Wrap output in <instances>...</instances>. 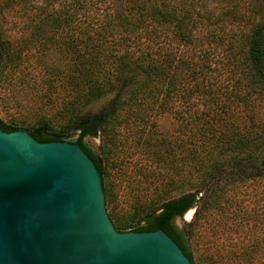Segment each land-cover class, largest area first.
<instances>
[{
  "label": "trees",
  "instance_id": "obj_1",
  "mask_svg": "<svg viewBox=\"0 0 264 264\" xmlns=\"http://www.w3.org/2000/svg\"><path fill=\"white\" fill-rule=\"evenodd\" d=\"M227 2L217 18H207L196 0H0V72L6 64L18 69L24 58L20 50L8 49L3 29L6 14L16 11L19 23L26 25L41 50L37 59L54 57L57 61L43 62L42 70L48 75L45 84L49 89L61 88L69 105L55 117L62 120L60 125L48 117L24 129L40 142L79 144L100 175L105 208L115 230H162L192 264L189 244L199 220L209 209L227 204L228 190L248 181L264 182V123L255 122L254 108L258 100H264V6H260L264 0H259L256 12L246 0ZM239 23L245 26L243 38L228 42L217 36L214 41V29ZM198 38L204 43L202 63L195 69L190 52L181 51L180 46L190 48ZM216 50L223 57L219 74L212 68ZM182 81L186 87H177ZM110 83L115 89L112 98L96 115L84 118L85 105L99 98ZM172 98L185 104L178 116L192 128L187 153L177 155L175 147L144 141L155 163L149 172L163 187L137 221L124 223L116 217L104 183L116 150L113 122L123 111L132 125H142L144 108L152 110L157 103V110L163 111ZM133 107L140 110L139 116ZM238 112L245 115L247 125L236 123ZM0 129L10 133L21 127L0 120ZM72 132L77 134L74 139H70ZM99 132L104 139L98 153L84 140L98 137ZM201 174V182H194ZM176 190L182 194L165 198ZM193 208L195 220L179 229L174 219ZM262 222L260 217L256 227ZM227 223L234 230L239 221L233 218ZM207 256L214 261L215 254Z\"/></svg>",
  "mask_w": 264,
  "mask_h": 264
},
{
  "label": "rangeland",
  "instance_id": "obj_2",
  "mask_svg": "<svg viewBox=\"0 0 264 264\" xmlns=\"http://www.w3.org/2000/svg\"><path fill=\"white\" fill-rule=\"evenodd\" d=\"M196 1L199 6L202 5L201 10L207 18H217V15L221 14L222 5L228 3V0H205L204 3L203 0ZM246 2L252 3L250 9L255 12L259 9V0H246ZM260 6L263 7L264 2ZM19 21L17 12L9 11L6 14V24L3 25L5 40L9 42L8 49L20 50L24 58L18 69L11 70L10 64H6L0 72V120L4 123L15 122L21 130L28 133V130L24 128L29 127L30 130L31 126L43 118L51 117L55 125H60L62 120L55 117L58 112L61 115L69 105L62 98L61 88L49 89L45 84L48 75L42 70L43 62L57 63V61L54 57L37 59L41 50L34 44V38H30L31 33L26 25L22 26ZM244 31L243 23L217 28L213 31L215 32L214 41H217V36H222L223 40L228 42H231V39H241L245 36ZM203 43V39L198 38L190 48L180 46L181 51L190 52L195 69L202 63L200 52L203 51ZM212 46L214 44H211ZM216 51L217 59L212 64V68H215L217 70L215 73L219 74L223 57H219L221 51ZM208 74L211 75L210 72ZM192 84L193 80L190 81V86ZM176 86L185 88L186 84L182 81L177 82ZM114 93L113 83H110V86L104 87L99 98L85 105L82 116L85 118L96 115ZM254 108L257 118L255 122L264 123V100H258ZM164 109L157 110V103L152 110L144 108L146 121H143L142 125L140 123L132 125L128 120V114L123 111L119 119L113 122L115 125L112 132L116 150L111 153L113 164L111 168H108L104 183L108 189L107 195L111 199L114 213L124 223L137 221L146 212L148 203L155 199L157 192L162 191L163 187L157 182V176L149 172L154 170L155 163L151 160L152 150L146 148L150 145L144 144V141H155L159 147L160 144H166V148L175 147L173 153L177 155L187 153L188 136L192 128L188 124L181 123L178 116V113L185 109V104L177 98H172ZM133 113L139 116L140 110L133 107ZM235 121L238 125H247L242 112H238V120L235 118ZM70 137L74 139L77 134L72 132ZM103 139L104 135L100 133L98 137H87L84 141L99 153ZM221 159L227 161L226 158ZM185 174L187 177L194 176L191 172L180 173L182 176ZM202 177L201 174L193 181L199 183ZM180 194L182 192L179 190L171 191L165 198L169 199ZM224 198L227 204L222 202L217 207L209 209V213L205 214V217L192 228L189 245L193 251L195 264H264V182L248 181L228 190ZM189 211L192 213L188 219L185 214L181 218H175L174 224L176 226L178 224L182 229L192 223L195 220V208ZM260 217L263 218V222L261 226L256 227L255 224L259 222ZM233 218L235 222L239 221L234 230L228 227L229 223L226 224V220L232 221ZM204 232H207L206 237L203 235ZM208 237L211 240H208ZM208 254H215V262L208 258ZM218 256L223 260H219Z\"/></svg>",
  "mask_w": 264,
  "mask_h": 264
},
{
  "label": "water",
  "instance_id": "obj_3",
  "mask_svg": "<svg viewBox=\"0 0 264 264\" xmlns=\"http://www.w3.org/2000/svg\"><path fill=\"white\" fill-rule=\"evenodd\" d=\"M0 264L192 263L162 230H115L79 144L0 129Z\"/></svg>",
  "mask_w": 264,
  "mask_h": 264
},
{
  "label": "bare ground",
  "instance_id": "obj_4",
  "mask_svg": "<svg viewBox=\"0 0 264 264\" xmlns=\"http://www.w3.org/2000/svg\"><path fill=\"white\" fill-rule=\"evenodd\" d=\"M191 213H192L191 211H188V213H186V219L190 217Z\"/></svg>",
  "mask_w": 264,
  "mask_h": 264
}]
</instances>
